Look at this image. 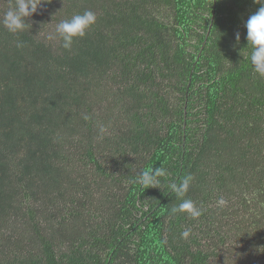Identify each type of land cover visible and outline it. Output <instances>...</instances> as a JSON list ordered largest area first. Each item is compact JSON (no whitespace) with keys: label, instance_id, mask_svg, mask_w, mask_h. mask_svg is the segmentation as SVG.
I'll use <instances>...</instances> for the list:
<instances>
[{"label":"trees","instance_id":"trees-1","mask_svg":"<svg viewBox=\"0 0 264 264\" xmlns=\"http://www.w3.org/2000/svg\"><path fill=\"white\" fill-rule=\"evenodd\" d=\"M14 6L0 0V264H264V77L245 27L260 5L44 0L12 33ZM86 10L64 49L58 23ZM160 166L159 188L136 182ZM188 174L196 219L170 212Z\"/></svg>","mask_w":264,"mask_h":264},{"label":"clouds","instance_id":"clouds-1","mask_svg":"<svg viewBox=\"0 0 264 264\" xmlns=\"http://www.w3.org/2000/svg\"><path fill=\"white\" fill-rule=\"evenodd\" d=\"M44 0H15V6L4 13L3 25L9 32L19 33L24 31L28 24L26 18L36 13ZM254 3L260 7L251 14L245 23L247 29V44L251 45L252 51L250 61L253 71L260 77H264V0H254ZM96 22V15L91 10H86L82 14H75L70 19L62 20L56 27V36L62 40V47L70 50L74 38L83 37L86 31ZM240 34H236V40L239 41ZM21 46L18 44V47ZM84 120H89L90 116L84 115ZM100 132L105 131L104 126H100ZM167 175V170L163 167H150L141 170L138 173L136 182L140 183L146 189L159 188L162 177ZM194 177L191 174L184 176L179 183H171L169 187L175 192L180 202L170 210L172 215L178 213H188L192 219H196L203 214V209L198 207L190 198H186ZM226 201L223 197L219 198L218 205L223 206ZM191 229L187 228L181 233L182 239H187Z\"/></svg>","mask_w":264,"mask_h":264}]
</instances>
